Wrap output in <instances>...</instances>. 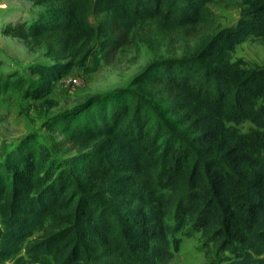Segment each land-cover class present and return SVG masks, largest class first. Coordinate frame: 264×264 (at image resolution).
Listing matches in <instances>:
<instances>
[{"label":"trees","instance_id":"obj_1","mask_svg":"<svg viewBox=\"0 0 264 264\" xmlns=\"http://www.w3.org/2000/svg\"><path fill=\"white\" fill-rule=\"evenodd\" d=\"M29 1L34 17L0 31L53 60L31 68L36 98L75 65L96 70L136 26L151 47L203 37L46 121L75 150L64 160L34 133L1 153L0 264H164L188 225L223 264H264V65L232 57L248 36L264 44V0H241L237 22L212 35L215 0H93L96 26L89 0Z\"/></svg>","mask_w":264,"mask_h":264},{"label":"rangeland","instance_id":"obj_2","mask_svg":"<svg viewBox=\"0 0 264 264\" xmlns=\"http://www.w3.org/2000/svg\"><path fill=\"white\" fill-rule=\"evenodd\" d=\"M92 3L93 0H89L86 18L91 25L96 26L103 20V14L94 12ZM240 6L241 0H215L209 3L213 15L209 35L220 28L234 25L239 18ZM40 9L29 0H0V29L5 21L31 19ZM146 28L147 25L136 26L132 41L108 52L99 61L96 70L85 72L84 66L75 65L64 75V81H54L51 91L38 98L27 91L39 80L31 68L35 64H51L53 60L45 55V48L31 51L24 40L3 35L0 31V155L15 139L26 133H34L55 158L64 160L74 154L75 150L70 149L67 144L62 145L59 133L46 129V121L82 104L92 96H103L118 88L130 87L134 77L149 63L188 54L203 37L187 41L173 37L169 42L151 47L143 40L151 32ZM232 57L243 59L249 66H262L264 44L257 37L248 36L235 45ZM84 65L91 66V59L85 61ZM250 126L248 121L238 125L241 131H247ZM41 233L42 231H36L33 237ZM174 237L179 238L178 248L164 264L225 263L221 260L226 253H218L213 247L205 253L200 233L190 225L176 232Z\"/></svg>","mask_w":264,"mask_h":264},{"label":"built area","instance_id":"obj_3","mask_svg":"<svg viewBox=\"0 0 264 264\" xmlns=\"http://www.w3.org/2000/svg\"><path fill=\"white\" fill-rule=\"evenodd\" d=\"M65 80V76L61 77L60 79H58V81H64ZM67 80H70L69 78H67Z\"/></svg>","mask_w":264,"mask_h":264}]
</instances>
